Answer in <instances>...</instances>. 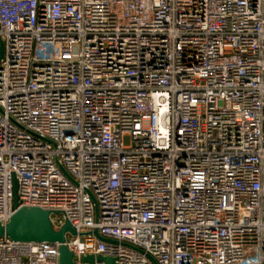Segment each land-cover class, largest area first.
Segmentation results:
<instances>
[{
  "label": "built area",
  "instance_id": "obj_1",
  "mask_svg": "<svg viewBox=\"0 0 264 264\" xmlns=\"http://www.w3.org/2000/svg\"><path fill=\"white\" fill-rule=\"evenodd\" d=\"M0 41V223L15 176L75 264H264V0H0Z\"/></svg>",
  "mask_w": 264,
  "mask_h": 264
},
{
  "label": "water",
  "instance_id": "obj_2",
  "mask_svg": "<svg viewBox=\"0 0 264 264\" xmlns=\"http://www.w3.org/2000/svg\"><path fill=\"white\" fill-rule=\"evenodd\" d=\"M4 47L0 41V61L3 57ZM19 185L17 178L13 176V210L15 214L7 224L0 223V240L8 238L16 243L25 244H59V264H75L74 255L66 246L67 234L76 235V230L70 223H66L59 231H57L51 221V213L39 208L20 207L18 197ZM98 239L105 243H115L114 241L105 239L95 233ZM98 262L104 264H116L111 258L100 257ZM84 262L93 264L94 257H87Z\"/></svg>",
  "mask_w": 264,
  "mask_h": 264
}]
</instances>
